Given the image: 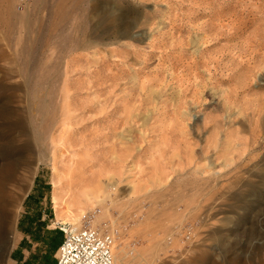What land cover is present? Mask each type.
<instances>
[{
  "label": "rangeland",
  "instance_id": "rangeland-1",
  "mask_svg": "<svg viewBox=\"0 0 264 264\" xmlns=\"http://www.w3.org/2000/svg\"><path fill=\"white\" fill-rule=\"evenodd\" d=\"M0 112L40 158L0 264H52L84 214L116 264H264V0H0ZM70 166L90 198L54 207Z\"/></svg>",
  "mask_w": 264,
  "mask_h": 264
},
{
  "label": "bare ground",
  "instance_id": "bare-ground-1",
  "mask_svg": "<svg viewBox=\"0 0 264 264\" xmlns=\"http://www.w3.org/2000/svg\"><path fill=\"white\" fill-rule=\"evenodd\" d=\"M8 116L9 114L7 113L3 114L0 112V118H8ZM0 146H1V142H0ZM10 156L8 157V155H6L5 157L4 153L0 151V236L5 240L2 246V251L3 250L6 251V240L7 239H5V237L7 236L8 231H10L12 228L13 213H14V210L17 208L19 199L21 198L19 193H14V194L11 193L10 187L15 186L18 192H22L24 189L23 187H24L25 182L28 181V176L27 177L22 176L20 174V171L24 170L26 173H30L32 169L34 171V168H32V165L33 164L37 165L40 161V158H39V159H36L34 162L26 163L24 161L25 155H19L16 157H10ZM109 166H110V162H107L106 168L104 169V173L109 172ZM84 175L80 174V172L78 173L72 170L71 166L68 168L67 177H66L67 181H66V184L64 185L65 187H63L62 189L59 188L60 190L59 189L54 190L52 193V201L54 203V207L59 205V203L65 199L64 196L69 195L70 192L72 193L71 194L72 196H82V197L85 196L86 199L90 198L89 195H90V186L92 185V180L87 179L86 176ZM98 176H100V174ZM96 179L100 181L99 178H96ZM54 188L56 189V187ZM101 220H102V216H95L91 224L94 226L95 225L100 226ZM11 236H12V233H11ZM3 257L4 256L2 255V252H1L0 262L2 261ZM113 262L114 264L118 262L121 263V251L120 250L117 251L116 255L113 256Z\"/></svg>",
  "mask_w": 264,
  "mask_h": 264
},
{
  "label": "built area",
  "instance_id": "built-area-1",
  "mask_svg": "<svg viewBox=\"0 0 264 264\" xmlns=\"http://www.w3.org/2000/svg\"><path fill=\"white\" fill-rule=\"evenodd\" d=\"M95 216L84 214L78 227L57 223L62 240L56 249L54 264H114L115 234L108 226L92 225Z\"/></svg>",
  "mask_w": 264,
  "mask_h": 264
},
{
  "label": "trees",
  "instance_id": "trees-1",
  "mask_svg": "<svg viewBox=\"0 0 264 264\" xmlns=\"http://www.w3.org/2000/svg\"><path fill=\"white\" fill-rule=\"evenodd\" d=\"M54 243L52 244V249H56V247H57V244H58V240L56 239V238H54ZM52 264H54V262L52 263Z\"/></svg>",
  "mask_w": 264,
  "mask_h": 264
},
{
  "label": "crops",
  "instance_id": "crops-1",
  "mask_svg": "<svg viewBox=\"0 0 264 264\" xmlns=\"http://www.w3.org/2000/svg\"><path fill=\"white\" fill-rule=\"evenodd\" d=\"M61 240H62V238H61ZM61 240H60V242H61ZM58 245V244H57Z\"/></svg>",
  "mask_w": 264,
  "mask_h": 264
}]
</instances>
